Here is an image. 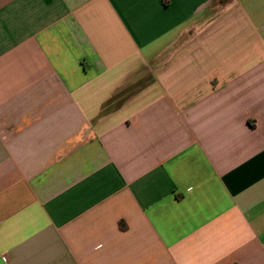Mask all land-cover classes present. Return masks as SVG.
Listing matches in <instances>:
<instances>
[{
    "label": "crops",
    "instance_id": "crops-1",
    "mask_svg": "<svg viewBox=\"0 0 264 264\" xmlns=\"http://www.w3.org/2000/svg\"><path fill=\"white\" fill-rule=\"evenodd\" d=\"M0 264H264V0H0Z\"/></svg>",
    "mask_w": 264,
    "mask_h": 264
},
{
    "label": "built area",
    "instance_id": "built-area-1",
    "mask_svg": "<svg viewBox=\"0 0 264 264\" xmlns=\"http://www.w3.org/2000/svg\"><path fill=\"white\" fill-rule=\"evenodd\" d=\"M6 260V259H5Z\"/></svg>",
    "mask_w": 264,
    "mask_h": 264
}]
</instances>
